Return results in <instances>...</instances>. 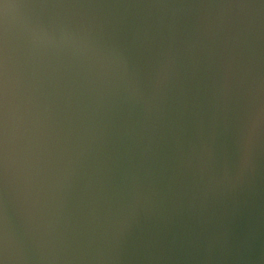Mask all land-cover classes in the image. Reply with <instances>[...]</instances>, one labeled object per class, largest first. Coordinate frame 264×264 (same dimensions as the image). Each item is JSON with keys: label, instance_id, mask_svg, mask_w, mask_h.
<instances>
[{"label": "water", "instance_id": "95a60500", "mask_svg": "<svg viewBox=\"0 0 264 264\" xmlns=\"http://www.w3.org/2000/svg\"><path fill=\"white\" fill-rule=\"evenodd\" d=\"M20 2L4 264H264V2Z\"/></svg>", "mask_w": 264, "mask_h": 264}, {"label": "snow or ice", "instance_id": "6c2138e0", "mask_svg": "<svg viewBox=\"0 0 264 264\" xmlns=\"http://www.w3.org/2000/svg\"><path fill=\"white\" fill-rule=\"evenodd\" d=\"M13 5L20 7L22 4L20 0H0V219L3 217L2 196L4 189L7 187L9 161V68L4 10ZM261 100L262 104H264V89L261 90ZM19 119L22 120V115ZM250 139L249 147L251 146ZM5 252H7L6 243L0 239V257ZM0 264H4L3 259H0Z\"/></svg>", "mask_w": 264, "mask_h": 264}]
</instances>
